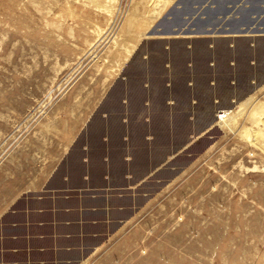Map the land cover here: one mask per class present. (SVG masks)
<instances>
[{
    "label": "rangeland",
    "instance_id": "374dc122",
    "mask_svg": "<svg viewBox=\"0 0 264 264\" xmlns=\"http://www.w3.org/2000/svg\"><path fill=\"white\" fill-rule=\"evenodd\" d=\"M263 104L264 0H0V264H264Z\"/></svg>",
    "mask_w": 264,
    "mask_h": 264
},
{
    "label": "bare ground",
    "instance_id": "6f19581e",
    "mask_svg": "<svg viewBox=\"0 0 264 264\" xmlns=\"http://www.w3.org/2000/svg\"><path fill=\"white\" fill-rule=\"evenodd\" d=\"M222 121L232 131L238 127L236 119L233 118L232 116L224 115L222 116ZM247 121L249 124L245 134L247 142L255 145L262 152H264V104L262 105L260 110L259 109L254 110L247 117Z\"/></svg>",
    "mask_w": 264,
    "mask_h": 264
}]
</instances>
